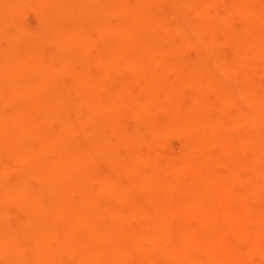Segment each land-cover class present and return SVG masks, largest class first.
I'll use <instances>...</instances> for the list:
<instances>
[{"label": "bare ground", "instance_id": "bare-ground-1", "mask_svg": "<svg viewBox=\"0 0 264 264\" xmlns=\"http://www.w3.org/2000/svg\"><path fill=\"white\" fill-rule=\"evenodd\" d=\"M0 264H264V0H0Z\"/></svg>", "mask_w": 264, "mask_h": 264}]
</instances>
